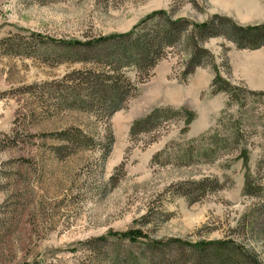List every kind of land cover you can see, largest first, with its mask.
<instances>
[{
  "label": "rangeland",
  "instance_id": "obj_1",
  "mask_svg": "<svg viewBox=\"0 0 264 264\" xmlns=\"http://www.w3.org/2000/svg\"><path fill=\"white\" fill-rule=\"evenodd\" d=\"M213 17L260 26L264 0H0V264H119L150 241L174 239H230L264 264V96L238 90L250 85L242 63L264 47L210 38L200 44L209 56L190 67L185 33L146 78L123 69L137 90L111 116L97 106L64 109L85 94L100 50L57 43L150 30L168 18L188 21L189 34ZM216 74L238 103L210 95ZM167 107L193 120L130 135L135 121ZM76 130L86 146L57 138ZM127 232L137 241H117ZM155 261L179 264L170 250Z\"/></svg>",
  "mask_w": 264,
  "mask_h": 264
},
{
  "label": "trees",
  "instance_id": "obj_2",
  "mask_svg": "<svg viewBox=\"0 0 264 264\" xmlns=\"http://www.w3.org/2000/svg\"><path fill=\"white\" fill-rule=\"evenodd\" d=\"M157 22H159L157 19L152 21V29L150 30L139 28L123 36L100 37L97 40L84 43L72 41L57 43L61 44L62 48L67 51L80 50V48L90 51L94 48L100 50L99 56L94 57L98 61L93 63L100 68L89 72L91 75L83 79L84 82L82 83L86 82L83 85L87 87L85 94L82 92L74 94L71 102L69 101L70 103H64V109L88 112L97 106L103 109L107 117L111 116L121 109L126 99L137 90L124 76L123 69L132 68L142 78H146L163 57L164 50L180 42L185 33L194 50L190 67L200 65L201 59L209 56L200 48V44L210 38L224 36L238 49L257 50L264 47V24L250 28H238L225 18L213 17L202 25L191 26L192 29L188 34L187 30L190 27L188 21H173L168 18L163 22L161 21L162 23L157 24ZM234 90L236 89L229 82L216 74L211 84L210 95L225 94L230 101L238 103L239 96L234 93ZM238 90L240 93L264 96L262 92L255 94L254 91L246 89ZM193 117V113L185 109L155 108L144 118L132 124L130 135L150 132L174 118L183 119L184 123L188 125ZM232 135L234 136H230L228 140L233 141L237 138L236 133ZM80 136L81 133L76 130L58 134L57 138L78 144V146H86L84 139H80ZM204 136L203 134L201 139ZM206 155L201 153L203 157H207ZM186 156L187 153L183 152L180 159ZM248 187H246L245 193L254 194L252 190H247ZM115 237L118 238L117 241L136 242L138 239L137 235L132 232L115 235ZM142 248L143 253L139 257L138 255L124 256L117 262H121L119 264H138V258L143 259L145 255V263L141 264H155L157 262L155 260H163L164 254L170 250L179 264H263L253 251L230 239L212 242H187L179 239L167 242L150 241L144 244Z\"/></svg>",
  "mask_w": 264,
  "mask_h": 264
},
{
  "label": "crops",
  "instance_id": "obj_3",
  "mask_svg": "<svg viewBox=\"0 0 264 264\" xmlns=\"http://www.w3.org/2000/svg\"><path fill=\"white\" fill-rule=\"evenodd\" d=\"M237 4H236V8H237ZM256 53H257L255 56L256 60H254V62L253 61L251 63L244 62L242 63V66L249 68V70L251 71L250 72L251 75L249 76L250 85H248L249 87L247 89L254 92L257 91L264 93V48L257 50ZM252 81H254L253 84Z\"/></svg>",
  "mask_w": 264,
  "mask_h": 264
}]
</instances>
